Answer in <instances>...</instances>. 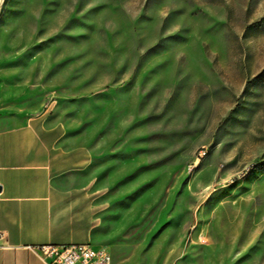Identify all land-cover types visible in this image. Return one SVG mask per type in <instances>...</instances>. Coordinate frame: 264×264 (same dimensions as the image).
<instances>
[{
  "label": "rangeland",
  "instance_id": "1",
  "mask_svg": "<svg viewBox=\"0 0 264 264\" xmlns=\"http://www.w3.org/2000/svg\"><path fill=\"white\" fill-rule=\"evenodd\" d=\"M91 153L112 264H264V0H0V103Z\"/></svg>",
  "mask_w": 264,
  "mask_h": 264
},
{
  "label": "crops",
  "instance_id": "2",
  "mask_svg": "<svg viewBox=\"0 0 264 264\" xmlns=\"http://www.w3.org/2000/svg\"><path fill=\"white\" fill-rule=\"evenodd\" d=\"M61 136L40 114L17 119L0 103V264H43L26 245L100 246L92 243L91 153Z\"/></svg>",
  "mask_w": 264,
  "mask_h": 264
},
{
  "label": "built area",
  "instance_id": "3",
  "mask_svg": "<svg viewBox=\"0 0 264 264\" xmlns=\"http://www.w3.org/2000/svg\"><path fill=\"white\" fill-rule=\"evenodd\" d=\"M3 233L0 231V239ZM25 248L43 264H110V256L102 246L90 243L33 244Z\"/></svg>",
  "mask_w": 264,
  "mask_h": 264
}]
</instances>
